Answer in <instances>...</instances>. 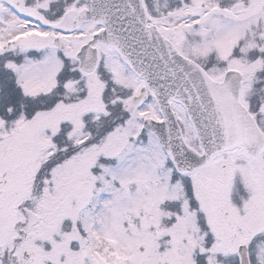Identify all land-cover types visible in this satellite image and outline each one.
I'll list each match as a JSON object with an SVG mask.
<instances>
[{"label": "snow or ice", "instance_id": "1", "mask_svg": "<svg viewBox=\"0 0 264 264\" xmlns=\"http://www.w3.org/2000/svg\"><path fill=\"white\" fill-rule=\"evenodd\" d=\"M0 264H264V0H0Z\"/></svg>", "mask_w": 264, "mask_h": 264}]
</instances>
